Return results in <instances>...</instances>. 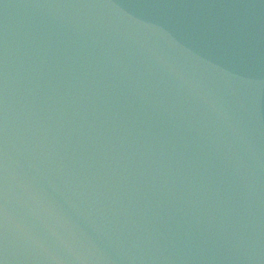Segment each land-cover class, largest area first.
<instances>
[{"label":"water","instance_id":"1","mask_svg":"<svg viewBox=\"0 0 264 264\" xmlns=\"http://www.w3.org/2000/svg\"><path fill=\"white\" fill-rule=\"evenodd\" d=\"M0 264H264V0H0Z\"/></svg>","mask_w":264,"mask_h":264}]
</instances>
